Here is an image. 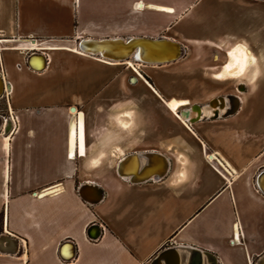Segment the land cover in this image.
Wrapping results in <instances>:
<instances>
[{
    "label": "crops",
    "instance_id": "obj_1",
    "mask_svg": "<svg viewBox=\"0 0 264 264\" xmlns=\"http://www.w3.org/2000/svg\"><path fill=\"white\" fill-rule=\"evenodd\" d=\"M0 93V264H264L263 0H0Z\"/></svg>",
    "mask_w": 264,
    "mask_h": 264
},
{
    "label": "bare ground",
    "instance_id": "obj_2",
    "mask_svg": "<svg viewBox=\"0 0 264 264\" xmlns=\"http://www.w3.org/2000/svg\"><path fill=\"white\" fill-rule=\"evenodd\" d=\"M128 41H122V40H110V41H92V40H85L81 44V48L83 51H87L88 53H95V54H101L103 57L109 58L112 61H122L128 58L133 57L134 55H137V57L141 58L142 60H146L147 64H161L160 62L168 63L172 61V58L179 59L182 55L183 49L180 48L177 44L166 43L162 42L160 45H152L150 42L146 41H138L135 45H142L140 49H136L128 57H125V53H129L131 49L130 47L124 46L123 44H126ZM153 46L149 49L145 46ZM124 58V59H121ZM176 59V60H177ZM160 60V61H158ZM132 61V60H131ZM155 61V63H153ZM130 66L132 65L129 60H127ZM150 62V63H148ZM142 63H145L144 61ZM227 103L225 99H222L223 106ZM220 102L216 100L214 102V105H218ZM238 104V103H237ZM237 104L234 108V111L237 109ZM176 109L178 108V104H175L174 106ZM197 109V117L203 116L206 111H204L202 108L198 107ZM186 115V114H184ZM196 117V118H197ZM147 173V171L145 172ZM144 173V174H145ZM161 175L166 173V167L163 168V170L160 172ZM132 175L128 176L131 177ZM148 177H151V175H145V177L142 178V180L147 179ZM141 180V179H138ZM72 256V255H70Z\"/></svg>",
    "mask_w": 264,
    "mask_h": 264
},
{
    "label": "rangeland",
    "instance_id": "obj_3",
    "mask_svg": "<svg viewBox=\"0 0 264 264\" xmlns=\"http://www.w3.org/2000/svg\"><path fill=\"white\" fill-rule=\"evenodd\" d=\"M133 72V70H130V72ZM155 71V72H153ZM150 73L153 72V73H159V75L161 76V81L160 83L162 84V87L166 88L168 87V83H167V80L165 79V74H166V68L164 69H153L151 71H149ZM148 71H144V70H140V73L141 75L145 78V80L147 82H149L151 84V79L149 77H147L146 73H149ZM164 74V76H163ZM139 77V76H138ZM163 77V78H162ZM178 81H180L181 83V80H175V85L174 87L177 89L179 87H181V85L178 84ZM134 81L128 79L127 83H128V87L131 86L133 84ZM196 82V87L198 86V80L195 81ZM170 87L173 88V84L170 83ZM181 89V88H179ZM165 98H168V96H165ZM175 98H188V99H192V103H199V102H205L204 99L205 97L203 96H191V97H186V96H183V95H179V94H176L175 95ZM126 101L129 103L131 102H143V103H151L152 101L150 100V98H148L147 96H144L142 97V99H140L139 97L135 96L134 94H128L126 96ZM195 112V111H194ZM195 115H197V113L195 112L194 113ZM8 116V112L6 110V99L5 98H2L0 97V118H3L5 119L6 117Z\"/></svg>",
    "mask_w": 264,
    "mask_h": 264
},
{
    "label": "water",
    "instance_id": "obj_4",
    "mask_svg": "<svg viewBox=\"0 0 264 264\" xmlns=\"http://www.w3.org/2000/svg\"><path fill=\"white\" fill-rule=\"evenodd\" d=\"M138 41H146V42H150V43H152V45H160L162 42H166V43H171V45L172 44H177V43H174V42H170V41H164V40H147V39H134V40H128V42L126 43V44H123L124 46H127V47H130L129 49H131V51L129 52V53H125L124 55H125V57H128L130 54H131V52H133L134 50H136V49H140L141 47H142V45H135L136 44V42H138ZM145 46L146 48H148L149 47V49L152 47L153 48V46ZM140 57V56H139ZM139 57H136L135 58V61H139V62H145V63H147L146 62V60H142L141 58H139ZM121 59H124V58H121ZM177 58H172L171 60H168V61H175ZM158 61H160V60H158ZM148 63H150V62H148ZM153 63H155V61H153ZM160 63H164V62H160ZM2 95V93H0V96ZM0 122H1V118H0ZM146 171H145V168H142L141 169V171H140V173L138 174V176L137 177H139V176H143L144 175V173H145ZM156 175H158V176H161V174H159V173H157ZM137 177H136V175H133V180L134 181H139L138 179H137ZM142 180V179H141ZM163 254L162 255H160L159 257H157V259H155V261H154V264H158L159 262H160V259L161 258H163Z\"/></svg>",
    "mask_w": 264,
    "mask_h": 264
},
{
    "label": "built area",
    "instance_id": "obj_5",
    "mask_svg": "<svg viewBox=\"0 0 264 264\" xmlns=\"http://www.w3.org/2000/svg\"><path fill=\"white\" fill-rule=\"evenodd\" d=\"M10 118L12 119L13 117L11 116Z\"/></svg>",
    "mask_w": 264,
    "mask_h": 264
},
{
    "label": "trees",
    "instance_id": "obj_6",
    "mask_svg": "<svg viewBox=\"0 0 264 264\" xmlns=\"http://www.w3.org/2000/svg\"><path fill=\"white\" fill-rule=\"evenodd\" d=\"M264 1V0H263Z\"/></svg>",
    "mask_w": 264,
    "mask_h": 264
}]
</instances>
